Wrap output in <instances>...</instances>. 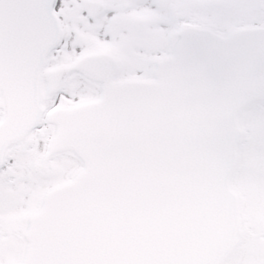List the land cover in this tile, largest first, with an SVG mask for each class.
Instances as JSON below:
<instances>
[{
	"label": "snow or ice",
	"instance_id": "obj_1",
	"mask_svg": "<svg viewBox=\"0 0 264 264\" xmlns=\"http://www.w3.org/2000/svg\"><path fill=\"white\" fill-rule=\"evenodd\" d=\"M0 264H264V0H0Z\"/></svg>",
	"mask_w": 264,
	"mask_h": 264
}]
</instances>
